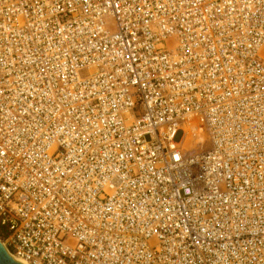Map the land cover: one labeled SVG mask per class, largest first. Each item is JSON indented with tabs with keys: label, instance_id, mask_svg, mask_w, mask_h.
I'll return each mask as SVG.
<instances>
[{
	"label": "built area",
	"instance_id": "1",
	"mask_svg": "<svg viewBox=\"0 0 264 264\" xmlns=\"http://www.w3.org/2000/svg\"><path fill=\"white\" fill-rule=\"evenodd\" d=\"M0 232L28 264H264V0H0Z\"/></svg>",
	"mask_w": 264,
	"mask_h": 264
},
{
	"label": "water",
	"instance_id": "2",
	"mask_svg": "<svg viewBox=\"0 0 264 264\" xmlns=\"http://www.w3.org/2000/svg\"><path fill=\"white\" fill-rule=\"evenodd\" d=\"M0 264H21L10 255L9 251L4 246L1 240H0Z\"/></svg>",
	"mask_w": 264,
	"mask_h": 264
},
{
	"label": "bare ground",
	"instance_id": "3",
	"mask_svg": "<svg viewBox=\"0 0 264 264\" xmlns=\"http://www.w3.org/2000/svg\"><path fill=\"white\" fill-rule=\"evenodd\" d=\"M3 243V242H2ZM4 244V243H3ZM5 246V245H4ZM10 253V252H9ZM10 255L16 260V261H18V262H20L21 264H28V263H26L25 261H23V260H21V259H18V258H15L11 253H10Z\"/></svg>",
	"mask_w": 264,
	"mask_h": 264
},
{
	"label": "rangeland",
	"instance_id": "4",
	"mask_svg": "<svg viewBox=\"0 0 264 264\" xmlns=\"http://www.w3.org/2000/svg\"><path fill=\"white\" fill-rule=\"evenodd\" d=\"M0 234H1V232H0ZM5 234V233H4ZM3 235V234H2Z\"/></svg>",
	"mask_w": 264,
	"mask_h": 264
}]
</instances>
